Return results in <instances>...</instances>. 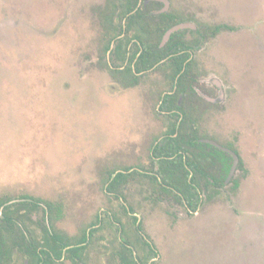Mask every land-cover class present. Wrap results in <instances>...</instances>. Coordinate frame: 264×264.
I'll use <instances>...</instances> for the list:
<instances>
[{
    "label": "rangeland",
    "instance_id": "1",
    "mask_svg": "<svg viewBox=\"0 0 264 264\" xmlns=\"http://www.w3.org/2000/svg\"><path fill=\"white\" fill-rule=\"evenodd\" d=\"M169 3L179 20L205 29L207 64L195 76L206 82L199 88L214 94L207 85L212 78L224 90L223 103L208 117L196 119L197 106L196 118L182 125L198 124V135L203 129L237 151L242 169L228 182L236 179L239 188L211 189L202 207L188 213L153 193L151 201V184L137 172L121 178L153 244L144 242L103 186L111 171L146 165L152 137L165 132L155 112L169 89L164 67L145 73L133 88L111 77L97 15L103 0H0V199L59 203L56 228L65 236L98 214H117L129 225L122 241L141 264H264V0ZM216 26L225 27L212 34ZM195 37L185 33L189 41ZM150 181L160 192L169 184ZM35 215L41 220V211ZM99 235L103 241L88 248L86 264H116L109 253L118 233L106 223Z\"/></svg>",
    "mask_w": 264,
    "mask_h": 264
},
{
    "label": "flooded vegetation",
    "instance_id": "2",
    "mask_svg": "<svg viewBox=\"0 0 264 264\" xmlns=\"http://www.w3.org/2000/svg\"><path fill=\"white\" fill-rule=\"evenodd\" d=\"M128 1L131 3H124L123 0H103V7L97 9L99 26L102 30L100 33V39H102L104 43L102 46V53L106 55L109 53V59L112 60V65L106 60V65L110 70L109 73L113 79L119 80L118 83L125 88H133L127 87L124 80V77L130 76L126 72L128 69L131 70L132 76L135 77L137 81L134 86L136 87L139 84V79L144 77L145 73L164 67L162 74L164 77L163 82L167 84V88L169 89H165V91L158 97L159 104L155 108V112L157 114L156 118L164 119L162 120V123L165 125L166 130L165 132H161L159 135L152 137L148 148L149 161L146 165H137L134 167L123 168V170L111 171V174L108 173L105 177L103 189L106 194L109 195L108 197H111V200L117 203L120 212L119 215L122 213L124 216H130L131 219H133L136 231L142 235L144 242L148 243L150 241L152 242V240L144 235L145 233L142 231V225L139 218L136 216L137 214L134 212L132 206L126 201L124 195L125 189L127 188L126 183L118 184V181L121 178L126 182L127 177L137 172L135 173L137 176L141 179H147L150 182V198L151 193H153L154 200L160 198L158 202L161 200L173 201L177 205L183 207L188 213H196L199 208L202 207L201 205L203 203L204 194L209 192V190L223 189L227 184H231L232 190L239 188L236 179H232L230 183L228 182L230 171L226 176H223L221 166L217 162L219 157L218 151L222 153L221 158L226 159L229 156L232 158L230 152L235 153L239 160L237 167H239V162H242V160L239 158L237 151H233L230 146L220 144L212 139V137L208 138L205 136L206 134L203 132V129L199 130L202 132L200 135L201 138L198 141L201 143V146H199L200 149L197 151H195V147L192 148L185 145L184 142H181V139L176 144L172 142L170 143L169 139H176L178 135L181 134V130L183 132L186 131L187 134L193 132L187 126L188 124H183L185 130L180 129L183 119L197 117L196 119L201 120L210 115L212 107L214 109L216 105L223 103L224 90L222 89L221 83L212 78L207 79V85H211L215 90V95L210 90H201L199 86L204 84L206 81L203 82V80L206 79H202L201 81V79L195 76L196 72L201 68L205 69L204 65L207 64L206 60H204L205 55L203 56L202 53V51H204L203 43L206 40L204 28L198 29L190 22L179 20L178 13L170 10L171 3H169V0H165L166 2L168 1V3H165L164 0ZM125 7H128L130 11H128L123 17L122 13L123 8ZM133 16L136 18L133 20L134 23L132 24V28L128 29L126 28L127 20ZM161 16H165L163 23L170 24L166 34L168 31L174 29L165 43H162L161 47L166 46L173 35H179V42H177L178 44L176 47L168 48L166 51L167 54L159 59L158 63L152 68L138 71L140 68L139 58L142 54V48L139 40L136 38L139 34V21L142 22L147 19L150 22L152 18H158ZM108 17L109 20H111L110 22L108 21ZM113 18H115L117 22L114 23L112 21ZM181 26L182 28L175 30ZM218 27H220L221 30L222 27L225 26H216L212 29L211 33H219L220 30L215 32ZM117 31H119V33H117ZM186 32L192 33L196 37L189 41L185 38ZM115 33L117 34L115 39L110 43V49L105 51L108 38ZM120 40L121 42H124L122 43L121 49L122 52L125 50L124 57L118 54V51L115 52L114 50L115 45H117V42ZM116 54L118 58L116 57ZM99 62H103V60L100 59V56ZM111 72L114 73L111 74ZM173 74H175V77L171 82ZM182 77L184 78L181 82L179 91L177 86ZM166 96L167 98H165ZM197 106L199 111L198 116L195 117L193 116V113H195ZM157 146H161L160 148H166L170 150V152L174 151L175 153L170 156L156 155L153 149ZM187 149H190L193 153L189 151L187 152ZM201 149L207 153V161H209L210 156L212 157L213 160L211 159V162L204 164L203 159L196 155V152L198 153V151L204 153ZM156 153L159 154V152ZM194 156L196 158L198 157V162L195 161ZM155 164L163 165V169H161L163 170L162 176L154 169ZM232 165L233 158L231 167ZM119 174H122L123 177H118ZM151 179L152 181L156 180L159 184L168 180L171 184H174V186L170 184H162L163 192H160L162 190L159 191V188L150 181ZM220 183H222V185H220ZM24 197L25 196H22L21 198ZM13 202L15 201H12L11 203ZM48 202L60 207L61 216L58 218L53 212L51 217L54 220H51L50 223L49 215L45 212L47 209L40 203L36 211L31 215L34 222H26L24 225L18 224V229L16 230H19L20 235L24 236L25 241L22 250H17L14 253L11 264H16L18 260H24V264H33V261L28 254L27 247L28 244L32 243V238H34L38 244L36 250L40 259L38 264H65V262H69L70 264H86L87 250L93 245L101 244L100 242L103 241V237L99 235V233L104 231V225L106 223L109 226L114 227L118 233V235L110 241L112 251L109 253V256L113 257L112 260L116 264L142 263L139 260V257L133 253L131 244L122 241V233L128 231L125 227L127 226L128 228L129 225L123 224L121 218H119L117 214L114 215L110 212H103V219L102 216L98 214L96 220L89 223L87 227L80 228L73 236H65L56 228V224L60 222L63 217L62 207L59 203ZM38 211H41L42 214L41 220L39 221L36 219L35 215ZM1 214L0 211V217ZM128 223L129 222H127V224ZM5 228V236L11 239L12 234L8 233V226H5ZM119 246L122 247V250H120ZM153 250L155 251V248ZM156 255L158 254L155 252V256ZM126 257H130L132 260H126Z\"/></svg>",
    "mask_w": 264,
    "mask_h": 264
},
{
    "label": "trees",
    "instance_id": "3",
    "mask_svg": "<svg viewBox=\"0 0 264 264\" xmlns=\"http://www.w3.org/2000/svg\"><path fill=\"white\" fill-rule=\"evenodd\" d=\"M123 2L128 3L129 1L123 0ZM129 3H131V2H129ZM128 11H130L128 7L123 8V13H122L123 17L126 15V13ZM135 18L136 17L133 16L127 20L126 28H128V29L132 28V24L134 23L133 20H135ZM157 19H159V20H157ZM163 19H165V16H161L158 18H156V17L152 18V20L150 22L147 19L145 21H142V22L139 21V24H140L139 25V34H138V36H136V38L139 40L140 46L142 48V54L139 58L140 68L138 71L152 68L155 64L158 63L159 59H161L162 57H164L167 54L166 51L168 50V48L176 47V45L178 44L177 42H179V35H173L171 37L169 43L166 46L161 47V45L164 41V36L170 27V24L163 23ZM108 21L109 22L111 21V20H109V17H108ZM219 30H220V27L216 28L215 32H218ZM117 33H119V31H117ZM117 33H115L114 35H111V37L108 38V40L106 42L105 51L110 49V43L113 39H115ZM122 43H124V42L123 41L121 42V40L118 41L117 45H115L114 50H115V52L118 51V54H120V55H122V57H124L125 50H124V52L121 51ZM116 57L118 58L117 54H116ZM126 72H127V74L130 75V76L124 77V80L127 84V87H134L137 83L135 77L132 76L130 69H128ZM113 73L111 72V74H113ZM174 77H175V74H173V76L171 77V82L174 80ZM183 78L184 77H182L178 82L177 87H178L179 91H180V86H181V82H182ZM183 91H185V90H183ZM187 122H189V120ZM185 125H187V124L185 123ZM187 126L193 132L191 134H187L186 131L183 132L181 130L180 131L181 134L178 135V137L176 139H173V138L169 139L170 143L172 142V143L176 144L181 139V142H184V144L187 145L188 147H192V148L195 147L196 148L195 151H197L200 149L199 146H201L200 145L201 143L198 142L199 139L201 138V136L198 135L197 128H196L195 124L192 125V128H191V124H188ZM180 129L185 130L183 125H180ZM160 147L161 146H159V147L157 146L156 148L153 149L155 151L156 155L170 156V155H173L175 153L174 151L170 152V150H168L166 148H160ZM188 151L191 152L190 149H187V152ZM202 151L204 152V150H202ZM233 151H236V150H233ZM156 152H159V154ZM191 153H193V152H191ZM218 154H219V157H218L217 162L221 166L223 176H226L230 171L232 158L230 156L227 159L221 158L222 153L220 151H218ZM196 155L203 159L204 164L211 162L212 157L210 156L209 161H207L208 155L205 152L200 153L198 151V153L196 152ZM200 155L203 157H201ZM198 157L196 158L194 156V159L197 162H198ZM154 169L158 171L157 172L158 174H160L161 176L163 175V173H162L163 170H161V169H163V165L155 164ZM239 169H242V162L241 161L239 162ZM121 176L123 177L122 174L118 175V177H121ZM167 182H169L170 185L174 186V184H171L170 181L167 180ZM220 185H222V183H220ZM235 186H236V184H235ZM40 203L43 204L44 207L47 209V211H45V212L49 215V222L50 223H51V220H54L51 217V214H53V212L55 213V215L58 218L61 216L60 207L57 205H54V204L52 205L48 201L35 199V198L27 197V196L13 202V203H11V201L9 199H0V211L2 213L1 217H0V264H11L12 257L14 255V253L17 250L18 251L22 250V246L24 245L25 238L23 235H20L19 230H16V229H18L17 228L18 224L24 225V223H26V222H34L32 220L31 215L36 211V209L40 205ZM5 226H8V233L12 234L11 239H9L7 236H5V233H6ZM45 232H46V230H45ZM27 247H28V254L31 257L33 264H38L40 262L38 253L36 252L38 244L36 243L34 238H32V243L28 244Z\"/></svg>",
    "mask_w": 264,
    "mask_h": 264
},
{
    "label": "water",
    "instance_id": "4",
    "mask_svg": "<svg viewBox=\"0 0 264 264\" xmlns=\"http://www.w3.org/2000/svg\"><path fill=\"white\" fill-rule=\"evenodd\" d=\"M164 2H165V3H168V1L166 2L165 0H164ZM179 28H182V26L176 28L175 30H177V29H179ZM173 30H174V29H173ZM173 30L168 31V33H167L166 36L164 37V42L168 39L170 33H172ZM230 153H231L232 158H233V165H232V167H231V169H230V173H229V177H228V179H230L231 176L233 175V173L235 172V170H236V168H237V166H238V161H239V160H238V157H237V155H236L235 153H233V152H230Z\"/></svg>",
    "mask_w": 264,
    "mask_h": 264
}]
</instances>
